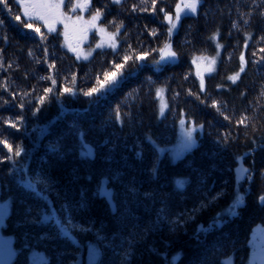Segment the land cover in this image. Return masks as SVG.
I'll return each instance as SVG.
<instances>
[{
  "label": "trees",
  "instance_id": "16d2710c",
  "mask_svg": "<svg viewBox=\"0 0 264 264\" xmlns=\"http://www.w3.org/2000/svg\"><path fill=\"white\" fill-rule=\"evenodd\" d=\"M7 3L0 4V199L11 205L3 235L13 240L14 264H28L32 251L47 264H83L89 245L98 251L94 264H221L229 256L245 264L251 233L264 230V0H201L173 34L164 17L180 0H93L118 48L85 62L64 48L60 31ZM166 46L170 62L161 60ZM216 55L201 90L192 61ZM241 55L244 70L232 83ZM117 64L124 67L113 84L84 94ZM181 119L198 128L197 144L172 162L158 149L175 143ZM239 165L251 177L241 184ZM103 185L111 203L100 196ZM238 196L243 205L224 215ZM37 207L51 215L44 226L32 223ZM217 214L223 223L214 225Z\"/></svg>",
  "mask_w": 264,
  "mask_h": 264
},
{
  "label": "rangeland",
  "instance_id": "374dc122",
  "mask_svg": "<svg viewBox=\"0 0 264 264\" xmlns=\"http://www.w3.org/2000/svg\"><path fill=\"white\" fill-rule=\"evenodd\" d=\"M16 1V4L22 10V15L25 16L24 11L21 7V4ZM121 1V0H120ZM33 2H41L50 5H59V8H51L43 10V15L45 19H35L37 22L42 23L47 29L48 32H57L60 31L62 34L64 48L67 49L78 61H88L97 51H116L118 46L117 36L108 32L106 27L101 24V16L98 19L93 21V17L96 15V11L92 10V2L93 0H33ZM87 3L86 8L76 7L73 10L74 6L79 4ZM114 2V0H113ZM189 0H180L181 8L184 7ZM115 3V2H114ZM175 14L170 15L174 22H176V28L178 26V21L176 20L177 15V7L174 10ZM192 13L187 10L182 11L180 13V17L183 15H191ZM168 27L170 28L169 21L165 20ZM49 25L54 29L53 31L49 30ZM174 28L171 33L175 31ZM115 43V49L110 45ZM98 45H100L98 47ZM75 49V51L70 50ZM79 56V58H78ZM87 56V59L84 57ZM162 62H170L173 59L172 52L169 46H166L160 52ZM218 55L214 57H196L192 61L194 75L197 77V80L201 87V80H204L207 76H211L215 72L217 67ZM241 63V60H240ZM244 68V63H243ZM211 69V71L209 70ZM240 70L237 73H241ZM237 73L231 77L237 75ZM238 76V78H239ZM238 78L233 82L232 79L230 81L232 83H236ZM204 87V86H203ZM157 99L159 100V110L161 114L166 111L167 103L166 99H164L163 93H159L157 95ZM175 136V143L168 147H164V149H158V153L165 154L168 153L171 161L176 162L177 160L183 158L187 153L193 150L197 144L196 134L199 131L197 127L193 125V123L187 119H181V121L177 125ZM189 133L190 138H189ZM243 166H238L236 171V182L241 184L243 179H240L239 169ZM244 168V167H243ZM27 187V184L25 185ZM100 196H103L109 203H111V192L104 187H101ZM7 202V210L6 215L0 218V264H14L16 259V252L13 246V240L10 236L3 235V229L6 226V219L10 215V203L5 200L2 201L0 199V205H4ZM45 216L51 215L45 214ZM248 252L247 259L245 264H264V230L260 228H255L251 233L250 240L248 242ZM95 251H92V250ZM29 261L28 264H47L46 258L42 253L30 252L29 253ZM98 258V251L95 246H87L84 249V260L83 264H94L96 259ZM224 261H227L225 259ZM232 264H234V259L232 258Z\"/></svg>",
  "mask_w": 264,
  "mask_h": 264
},
{
  "label": "snow or ice",
  "instance_id": "6c2138e0",
  "mask_svg": "<svg viewBox=\"0 0 264 264\" xmlns=\"http://www.w3.org/2000/svg\"><path fill=\"white\" fill-rule=\"evenodd\" d=\"M18 3L21 4V7L24 11V14L25 16H27L29 19H45V16L43 15V10H46V9H51V8H59L60 6L59 5H50V4H45V3H41V2H33V0H17ZM115 3H120V0H114ZM201 2V0H189L188 3H186L184 5L183 8H181L180 5H177V15H176V20L178 21L180 19V13L182 11H185L187 10L188 12L192 13V14H195L196 11H197V6L198 4ZM0 4H3L5 8H8V3H7V0H0ZM88 5L87 3L85 2L84 4H77L74 6L73 10H75L76 7H80V8H86ZM161 11H163V9H161ZM9 12L11 13V9L9 8ZM262 15H264V13H262ZM100 16V13L97 12L96 15L92 18L93 21H95L96 19H98ZM165 20L169 21V24L171 25L170 28H169V33L172 32V30L174 28H176V22L173 21L172 17L165 14ZM17 20H19V16L16 17ZM0 24H2V21H0ZM27 27L31 28L32 25L31 24H28ZM49 30L50 31H53L54 29L51 27V25H49ZM36 31L38 32L39 29L37 28ZM154 34V33H153ZM100 45H98L99 47ZM111 47H113V49H115V43L111 44L110 45ZM70 50H73L75 51V49H71ZM172 55H174V53H172ZM79 58V56H78ZM85 59H87V56L84 57ZM144 57L142 56H137L136 59L137 60H141L143 59ZM131 57L130 56H125L124 57V60L125 62H127L128 60H130ZM243 63H244V57L243 55H241V71L244 70L243 68ZM124 67L123 64H117L115 65V68H116V71L115 72H112V73H108V72H105L104 73V81L103 82H100L99 79L97 80L98 84H99V87H93L91 89H89L87 92H85L84 94L87 95V96H91L93 95V93H97L99 92L101 89H105V85H111L113 84V82L116 81V78H117V75L119 74L120 70ZM211 71V69H209ZM239 76V73H237L236 76L234 77H229V79H232L233 82H235V80L238 78ZM42 79H44L42 77ZM53 83H55V81H53ZM201 90H203V80H201ZM45 92L46 93H51L52 92V89H45ZM64 92L65 93H70L72 92V89L70 88H65L64 89ZM46 99V97H41L40 100H41V103L44 102V100ZM117 119H119V113L117 114ZM241 123H243V121H241ZM13 127H15V125L13 124L12 125ZM190 133H189V138H190ZM5 143V147H8L9 148V151L12 152V149H11V146L8 145L6 142ZM24 151L23 147L21 145H17L16 148H15V152H14V156L15 157H20L22 152ZM13 155H10L8 157L9 161H12L13 160ZM246 155V154H245ZM242 161V157L241 158H238ZM22 169H18L17 171H20ZM239 172H240V179H244L245 177L251 179L250 175H249V170L247 168H243L241 167L239 169ZM178 185L182 186L183 185V182L182 181H178L177 182ZM27 187L29 189H31V185H27ZM30 195L32 196L33 199L36 198V193L35 191H32L30 193ZM220 194L218 193L217 194V197L219 196ZM217 197H213V199H216ZM208 203H211V201H209ZM244 203L243 201V197L241 196H238L235 198V200L233 201V203L228 207L226 213H224V215H234L236 214V210L242 206ZM262 203H264V199H262ZM85 205L83 203L80 204V207H84ZM207 205L204 204L203 202L201 203V207H206ZM6 210H7V202L4 204V205H0V218H2L4 215H6ZM200 208H195L193 209L194 212L196 211H199ZM36 211V216L33 218L32 220V223L34 224H39L41 226H44L46 225L47 223L50 222V217L49 216H45V215H41L40 213V209L39 207H37L35 209ZM33 212V206L32 205H29L26 209V215H31ZM191 218V217H189ZM223 223V217L220 215V214H217V217L214 219V225L216 224H222ZM55 227V225H53ZM203 226H200V228L198 229V231H203ZM62 231V229H58V234L59 232ZM65 235H67L65 233ZM92 251H95L94 249ZM221 264H232V257L229 256L227 258V261H222Z\"/></svg>",
  "mask_w": 264,
  "mask_h": 264
},
{
  "label": "water",
  "instance_id": "95a60500",
  "mask_svg": "<svg viewBox=\"0 0 264 264\" xmlns=\"http://www.w3.org/2000/svg\"><path fill=\"white\" fill-rule=\"evenodd\" d=\"M85 149L87 151V156L90 157L91 159H93L94 156H93V150H92V148L90 146L89 147L86 146Z\"/></svg>",
  "mask_w": 264,
  "mask_h": 264
}]
</instances>
